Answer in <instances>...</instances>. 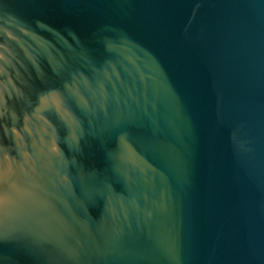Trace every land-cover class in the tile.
I'll list each match as a JSON object with an SVG mask.
<instances>
[{"label": "water", "instance_id": "obj_1", "mask_svg": "<svg viewBox=\"0 0 264 264\" xmlns=\"http://www.w3.org/2000/svg\"><path fill=\"white\" fill-rule=\"evenodd\" d=\"M0 264H264V0H0Z\"/></svg>", "mask_w": 264, "mask_h": 264}]
</instances>
